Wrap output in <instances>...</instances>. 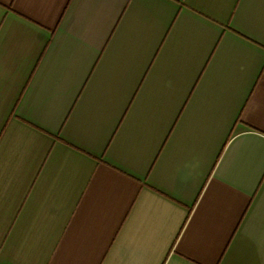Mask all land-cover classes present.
Returning a JSON list of instances; mask_svg holds the SVG:
<instances>
[{"label": "crops", "instance_id": "crops-1", "mask_svg": "<svg viewBox=\"0 0 264 264\" xmlns=\"http://www.w3.org/2000/svg\"><path fill=\"white\" fill-rule=\"evenodd\" d=\"M0 264H264V0H0Z\"/></svg>", "mask_w": 264, "mask_h": 264}]
</instances>
